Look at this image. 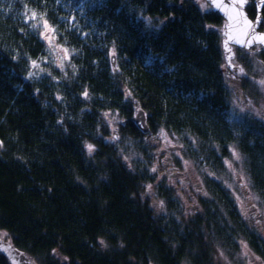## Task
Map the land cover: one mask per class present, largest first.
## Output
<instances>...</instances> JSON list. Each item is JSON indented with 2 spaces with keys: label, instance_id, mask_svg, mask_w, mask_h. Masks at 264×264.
Listing matches in <instances>:
<instances>
[{
  "label": "trees",
  "instance_id": "trees-1",
  "mask_svg": "<svg viewBox=\"0 0 264 264\" xmlns=\"http://www.w3.org/2000/svg\"><path fill=\"white\" fill-rule=\"evenodd\" d=\"M200 5L0 0V231L36 264H219L220 250L246 264L242 241L264 262V232L242 216L225 163L236 147L264 202V122L235 104L224 20ZM160 133L202 171L196 213L155 170Z\"/></svg>",
  "mask_w": 264,
  "mask_h": 264
},
{
  "label": "rangeland",
  "instance_id": "rangeland-1",
  "mask_svg": "<svg viewBox=\"0 0 264 264\" xmlns=\"http://www.w3.org/2000/svg\"><path fill=\"white\" fill-rule=\"evenodd\" d=\"M198 2L201 4L200 7L203 11H206L209 8L212 9L205 0H198ZM223 20L224 21L221 23L218 29V32L222 37V41L225 38L223 34L226 24V20ZM259 24L260 21L258 26ZM43 27V37L46 43L52 47L51 50H55V52L60 56L63 51L58 46H56V42L49 25L44 23ZM232 46L233 45H231V48ZM232 50L233 49H231V52ZM250 51V53L244 56L243 62L245 64V70L247 74L246 77L241 76L240 78H235L238 74L227 67L225 59L224 63L222 64V68L225 74H227L228 77L232 78L233 80H237L242 88V93L234 97L235 104L239 105V107L246 108L248 110V114H253L261 122H264V67L259 64V56L262 59H264V56L263 51L260 49V45H255V47ZM252 76L257 78L254 79ZM259 78L260 83L258 81ZM238 93H240V90H238ZM111 130H113V128H111ZM177 139H175L173 136H169L167 133H160L158 137H152V144L155 147L154 151L156 155V164L154 167L159 176L166 177L165 175H168L171 178L173 185L171 183L170 184L176 188L177 194L183 202L182 204L184 206L185 212L188 214H193L196 213L199 208L197 197L201 193L199 176L202 171L197 165L190 164L185 154L182 153L183 150L180 147L181 141L179 139L178 141ZM109 140L114 142L117 139L113 134ZM174 158L180 162L179 167L177 166V162H175ZM225 163L226 167L230 170V178L227 180V183L233 191L237 202L239 203L242 216L251 224L252 227L263 233L264 202H261L262 199L258 196V194L252 191L250 180L243 169L241 156L236 147L232 148L231 155L226 159ZM143 196L146 198H152L153 204L160 203V200L155 195V191L152 190V186H148L144 189ZM0 235L3 239L9 240L6 233L0 231ZM228 255L229 254L223 250H220L216 253L215 259L217 263L224 264V261L228 260ZM237 259L241 263L242 259H244L246 264H264L263 261L258 260L255 257V255L249 249L247 242L243 241L241 245V253L237 254Z\"/></svg>",
  "mask_w": 264,
  "mask_h": 264
},
{
  "label": "water",
  "instance_id": "water-1",
  "mask_svg": "<svg viewBox=\"0 0 264 264\" xmlns=\"http://www.w3.org/2000/svg\"><path fill=\"white\" fill-rule=\"evenodd\" d=\"M212 8L215 13H218L226 24L224 27L225 38L222 41V50L227 63L231 57V45L238 46L243 49H250L255 45H261L264 48V43H261L258 39L253 37H259L264 34V31L258 29V23L261 18L260 7L264 3V0H256L257 2V16L254 20L250 19L246 12V7L249 5L251 0H205ZM220 7H217V4ZM232 17L230 19L229 17ZM259 18V21H258ZM252 22L254 27L248 29V34L244 35L245 22ZM229 37H232L230 39ZM238 40H244L245 44L238 43ZM253 40L251 44L247 41ZM112 65L115 66V55H111ZM136 126L143 132L148 131L146 123L145 113L142 109H137L133 117ZM0 252L4 255L10 264H36L28 255L16 248L10 241L3 239L0 236Z\"/></svg>",
  "mask_w": 264,
  "mask_h": 264
},
{
  "label": "flooded vegetation",
  "instance_id": "flooded-vegetation-1",
  "mask_svg": "<svg viewBox=\"0 0 264 264\" xmlns=\"http://www.w3.org/2000/svg\"><path fill=\"white\" fill-rule=\"evenodd\" d=\"M263 7H264V3L260 7V14H261V10ZM253 8L256 9V14H257V2H256V0L250 1L249 5L246 7V12H247V10H250ZM247 15H248V12H247ZM260 16H261V18H260V24H259L258 28L260 29V31H264V25H263L264 18L262 15H260ZM248 17L252 20L255 19V17L251 18L249 15H248ZM254 47L255 46H253L250 49H243V48H240L238 46H234V45L232 46L231 49H233V50L231 53L230 61H229V63L226 62V64H227V67H229V69H232L235 73L238 74V75H236L237 77H235V78H240L241 76H244V77L247 76L246 70H245V64L243 63L244 62V56L246 54L250 53L251 52L250 50H252ZM260 49L263 51V56H264V48L261 45H260ZM224 59H225V57H224ZM259 64L262 67H264V59H262L260 56H259ZM224 77H225V79L228 83V86H229V88L232 91L234 96L242 93L241 92L242 88L240 86V83L237 80H233L232 78L228 77V75L225 74V72H224ZM253 78L255 79L257 77L254 76ZM258 81L260 83V78L258 79ZM238 90H240V93H238ZM251 93H252V91H251Z\"/></svg>",
  "mask_w": 264,
  "mask_h": 264
},
{
  "label": "snow or ice",
  "instance_id": "snow-or-ice-1",
  "mask_svg": "<svg viewBox=\"0 0 264 264\" xmlns=\"http://www.w3.org/2000/svg\"><path fill=\"white\" fill-rule=\"evenodd\" d=\"M217 7H220L221 5L218 3L216 5ZM230 19H232V17L230 16L229 17ZM258 21H259V18H258ZM47 27V26H46ZM254 27L253 23L252 22H248L246 21L245 22V29H244V32L243 34L244 35H247L248 34V29H252ZM230 39H232V37H229ZM253 39H258L261 43H264V34H261L259 37H253ZM238 43H241V44H245V41L244 40H238L237 41ZM253 42V40H249L247 41L248 44H251ZM90 150H91V146H89Z\"/></svg>",
  "mask_w": 264,
  "mask_h": 264
}]
</instances>
